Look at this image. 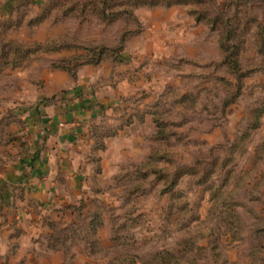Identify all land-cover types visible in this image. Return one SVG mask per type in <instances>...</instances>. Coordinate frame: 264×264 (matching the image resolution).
<instances>
[{
	"label": "rangeland",
	"instance_id": "1",
	"mask_svg": "<svg viewBox=\"0 0 264 264\" xmlns=\"http://www.w3.org/2000/svg\"><path fill=\"white\" fill-rule=\"evenodd\" d=\"M87 78L76 178L14 188L0 264H264V0H0V160Z\"/></svg>",
	"mask_w": 264,
	"mask_h": 264
},
{
	"label": "crops",
	"instance_id": "2",
	"mask_svg": "<svg viewBox=\"0 0 264 264\" xmlns=\"http://www.w3.org/2000/svg\"><path fill=\"white\" fill-rule=\"evenodd\" d=\"M44 79L46 85L43 98H47L51 90L58 93L70 85L67 76L58 71L47 74ZM81 80L76 82L69 99L59 97L60 100L52 105L43 102L38 108L24 115L29 116L26 151L33 155L19 158L18 161L0 160V235L4 226H15L11 223V200L15 187L19 184L24 186L26 202L33 201L44 206L53 200L54 194L63 190L61 180L70 181L76 178L67 168L68 162L74 164L75 160L74 156L68 154L67 149L78 142L76 139L82 135L89 123L97 119L102 106L108 104L99 94L83 97L81 91L87 88L89 79ZM82 83H85V87ZM10 146L12 147V144ZM29 163L33 164L32 171L26 166ZM20 164L24 165L25 169L20 170ZM4 211L10 214L7 213L6 218L3 216Z\"/></svg>",
	"mask_w": 264,
	"mask_h": 264
},
{
	"label": "trees",
	"instance_id": "3",
	"mask_svg": "<svg viewBox=\"0 0 264 264\" xmlns=\"http://www.w3.org/2000/svg\"><path fill=\"white\" fill-rule=\"evenodd\" d=\"M174 2V1H173ZM173 2H168V4H173ZM197 2V1H196ZM154 3V2H153ZM144 4H150V3H144ZM143 4V5H144Z\"/></svg>",
	"mask_w": 264,
	"mask_h": 264
}]
</instances>
